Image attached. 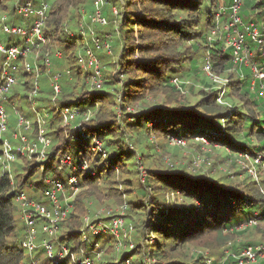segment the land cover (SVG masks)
I'll return each mask as SVG.
<instances>
[{
    "label": "trees",
    "instance_id": "obj_1",
    "mask_svg": "<svg viewBox=\"0 0 264 264\" xmlns=\"http://www.w3.org/2000/svg\"><path fill=\"white\" fill-rule=\"evenodd\" d=\"M48 1L51 4V8L48 12L46 32L51 37L55 38L60 45L59 32L60 27L62 26L61 15L66 11L67 6H72L73 0ZM139 1L144 5L145 14L142 15L141 11L138 10L131 12L125 11L123 16L124 21L120 26V29L123 31L127 20L138 22L137 24L143 28L139 33V37L143 41H135L134 36H126V34H124V39L121 40L122 55L120 61L122 65L129 64L128 62H125V60H127L131 64L136 65L137 68L139 66V71H141L143 75H138V77L134 78L127 77L123 79V84L119 85L115 78L113 79L110 77L111 75L104 76L103 73L105 78L101 90L96 89L95 91H92L89 98L81 100V98L77 96V90L84 89L86 87V79L90 80V78L89 74H84L81 67L79 68L78 66L76 72L71 70V75L64 74L61 77L60 82L62 89L57 95L56 104L53 102L54 94L52 89H46L42 86L38 99L40 100V106L48 109L52 115L49 123V131L53 136V143L50 147L48 160L37 162L35 158H24L26 161L22 163L24 166H22L20 171V173L24 175V178L18 182L17 186L13 183L14 176L11 177L7 173L0 176V264H25L26 262L24 249L22 248V242L24 239H22L20 244L17 240L18 227L14 212L17 211V206L18 208L20 207V205L17 204V199L20 193L25 192L22 190L23 187L31 183L30 180L34 178L35 173L42 168V165L46 169L43 172L44 177L45 173L53 168V163L56 161L58 163L60 158L66 152L75 155L82 152L83 157L89 161L93 157V154L97 155L100 153H93L92 151L93 138L97 137L99 140L102 139L101 141L107 155L106 159H101L98 166L95 168L97 173L92 174L91 169H88L86 172L80 170L75 172V174L78 175L81 184L84 183L85 185L88 184L90 186L94 184L98 185L100 182L102 184L104 181L115 177L116 174H121L124 165L127 164L125 160L135 157L137 154L135 147L134 149L128 148V151L123 147L109 149L111 147V142H114L113 136L116 134H120L121 136L127 135V138L129 136L128 127H124V124H122L124 118L119 121V115L117 113L115 114V107H118L117 110L123 113L128 109L127 107L129 103L131 104V102L136 100L142 101V105H140L142 108L139 111L132 113L135 119L132 122L126 120L127 125L131 126V128H138L140 125L146 127L148 123H153L154 125H152V127L153 130L156 131V134L162 132L164 134H162L164 139L172 148H183L184 145L170 143L169 137L171 135L186 137V142L193 144L194 146L196 145L197 148H200V146L205 144V142L200 141L199 138L206 137L207 141H210L212 145L215 143L225 145L228 148L225 149V152L228 153L229 157L231 155L238 156V154L245 152L250 153L253 156L262 155L261 152L264 151V99L259 95L258 91L251 90V72L248 69H243V71L246 72L245 79L237 80V82L231 81L229 85L231 83H239L241 85L238 88L242 89L246 95H249L250 98L251 95L255 96L254 99H251V102L253 106L258 109V113H260L259 116L245 114L239 106L233 104L221 106L218 103L219 90H213L211 93L206 94V96L196 104L184 103L179 97L173 101H166L165 103L150 102V94L162 90L164 85L172 89L174 92L176 91L181 94L182 98H186V93L184 94L172 82L175 77L183 80L181 78L183 75L176 73L179 71V68L176 66H170V68L166 69L162 67L164 63L171 61V56L169 55L162 56L159 54L152 56V58L141 57L133 61L126 57L128 52H141L150 56L153 52L165 50L166 48L173 46H175L176 50V42L174 41L172 43L171 40L182 42L193 38H200L201 42L193 43L192 48L195 52H197L199 48L206 51L203 55L204 63L207 58H210L213 64V69L218 75H221L222 72H225L231 67V69L236 68L235 71L237 73L239 66H236L233 62L230 51L224 50L222 42L220 40H214L213 38V31L221 21L215 17V20L214 18L212 19L211 17H208L212 9L213 0ZM231 1L232 0L226 2L229 5ZM4 2L5 0H0V7H5ZM131 5L133 6L134 4H132L130 0L128 7ZM244 5L245 9L243 10L242 7L241 15L246 21H264V0L258 2L244 0L243 6ZM124 8L125 7H121L119 15L115 19L122 16V10L124 11ZM215 8H218V4ZM259 8L262 11H255L256 16L249 17V15L253 13V10ZM175 11H183V14L181 15ZM129 14H133L135 18H131ZM178 15L183 17L179 18ZM107 18L109 19V24H111L112 20L108 16ZM222 20L225 21L226 19ZM191 29H194V31L192 32ZM152 34L159 35V40L151 39L150 37L153 36ZM93 35H97L96 32L91 36L93 37ZM75 38L73 44L70 46L67 44L65 50L73 52V48L76 46ZM251 43L253 47H257L253 41H251ZM180 53L186 57V61H190V71L196 72L199 70L200 64L198 58L193 59L188 50H183ZM64 54L65 56L63 57L65 60L68 59L66 55L67 53ZM84 55L85 53H83V56L79 55L77 57L81 58L84 57ZM74 56L75 59H77L76 54L73 55V57ZM65 60L62 58H54L55 70L57 69L56 71H61L59 70V67L63 65V61ZM195 61L197 62V66L194 64ZM70 62L75 64L76 61ZM79 65L82 66V63L80 62ZM73 67L74 66H72V68ZM202 73L210 82H213L216 86L218 85L216 82L212 81L204 71H202ZM230 77H232V74ZM90 83H92L91 86H93L91 80ZM20 88L21 86L17 87V93H19V96L21 97H26V95H21L19 91ZM23 88L29 91L28 87L24 86ZM188 90L189 89H187V92ZM44 93H49L50 96L46 97L44 96ZM73 96H76V99H66ZM107 99H109L110 102H105ZM87 101L88 103H86ZM73 103H83L88 104L89 106H94L95 104L98 105V108H100V110L102 108L104 111H97L99 115L96 114V116H102L103 114L105 121L90 124V122L95 121V118H91L88 121L81 118V125L75 126V128L71 130V133H69L67 125L64 126L62 124L63 122L55 105L62 107L66 104ZM107 103L108 105L106 107L105 104ZM215 106H218L219 108H215ZM92 108L94 110L96 109V107ZM108 108L111 110L110 113L108 112ZM201 108H203V110H201ZM250 111L253 112L255 110L252 109ZM113 114H115V120L112 119ZM78 119L80 118H77L73 123ZM241 128H243V131H241ZM251 131L255 132L256 135L260 137L258 144L252 145L250 138L252 134ZM69 134H72L70 140L63 142L62 144L63 137ZM240 134L242 137H240ZM120 141L122 143L126 142L124 138H120ZM120 141L119 144L122 146ZM144 141V143H146L145 145H147V149L144 150L143 155L149 156L148 145L150 144L147 142L146 138ZM71 142H75L76 151L72 150ZM176 153L177 152H174V154ZM262 158L264 161L263 155ZM146 160L148 161V157ZM139 161L136 159L135 164ZM161 165L162 164L159 162L153 164L152 167L143 166L146 170V177L144 181L141 179L142 185H145L141 194L144 197H147L148 194L146 191H148V187H151V199H140L137 202L130 200L124 203L128 206L127 210H133L136 212L139 210L140 212L138 213L143 214L144 218L139 222L132 217V219L136 221H134L136 224L134 226L135 228L137 226L136 238L138 242L135 249L130 252H124V255L121 256L122 260L132 254H143V257H148L150 260H156L152 264H158L159 262L157 258L161 255V257L166 260L163 264H185L172 257V254L176 249L175 246H178L181 243L195 242L206 232L211 230H218L219 233L222 234V228H227L228 230L234 229L241 223L248 222L251 218H255L258 221V224L264 226V192H262L261 186L258 182L252 179L250 175L249 176L252 180L247 185V188L249 187L250 191L248 190V192H245L240 189L239 186H226L222 183L200 179V176L198 175L189 174L186 170L187 167H184L178 162L168 164L165 167H162ZM258 167L263 171L261 165H258ZM244 170L247 171L246 169ZM54 171L56 174V170ZM14 174L15 173H13V175ZM263 174V172L260 173V175ZM18 175L19 174L16 173V176ZM41 182L43 183V181ZM127 182H130V180H127ZM39 183L40 182H38V184ZM171 193L181 195L185 200V205L175 206L173 201L170 203L167 201V203H165L162 198ZM188 198L192 201V203H190L191 206L186 204V202L188 203ZM37 200L43 201L42 199ZM81 201L82 200H79L78 197L74 202L76 212L73 209V211L70 212L67 218L61 223L62 227L65 221L69 222V224L67 223L68 231L62 236V239H68L74 242V244H76L78 238H81L80 228L82 223L81 221L79 223L82 215ZM258 224H255V226ZM21 230L25 237V226L24 230ZM146 230L153 234V243L150 244V250L147 249L146 246H143L142 236ZM99 237L92 236L95 240L99 239ZM82 245H84V242L81 238L80 241H78V244L73 246L72 249L77 250ZM109 245V247H111V244ZM249 245H256V243L249 242L245 247ZM240 254L241 253L239 252L229 254L222 264H239L237 256ZM135 261V264H147L141 259H138V261L136 259ZM101 264L114 263L102 262ZM213 264L218 263L213 262ZM259 264H264V259H262Z\"/></svg>",
    "mask_w": 264,
    "mask_h": 264
},
{
    "label": "rangeland",
    "instance_id": "obj_2",
    "mask_svg": "<svg viewBox=\"0 0 264 264\" xmlns=\"http://www.w3.org/2000/svg\"><path fill=\"white\" fill-rule=\"evenodd\" d=\"M36 1H41V0H36ZM51 1V0H50ZM95 0H73L72 1V6H67V9L64 13L61 15V20H62V26L60 27V45H58V48L61 49L64 53H67L68 59L63 61V65L59 67V70L65 71V70H73V72H76V70L81 67L82 71L84 74H89L90 80L93 82V78H91L90 73L91 70L89 68H84L80 63V58L77 57L79 55L83 56V53H85V48L87 47V43L89 42V45H91L93 37L91 34L87 32L85 35L81 34V27L80 23L85 19L87 23H90L89 21V15L93 13L95 5H94ZM226 1L229 0H213L212 4V9L211 12L209 13L208 17H211L212 19L215 17L218 19V14L222 13L223 8L228 7V3ZM254 2L262 1V0H253ZM17 0H5L4 6L5 7H0V19L2 15L7 14L10 17V22L16 23V24H21L24 20L22 16H20L16 11H15V6H16ZM130 0H106L105 8H104V13L106 16H108L112 22L106 27L100 26V25H95L93 26V32L97 34V36H101L104 39L109 38L111 40L112 44V51L109 53L106 49L99 50L94 47V50L97 54V56L101 60L102 64V73H104V76L111 75L113 79L115 78L116 81H118L119 85L123 84V79L127 77H138L143 75L141 71H139V66L137 68L136 65L131 64L129 61L125 60V62H128L129 64L122 65L121 63V50H122V42L121 40L124 39V34L134 36L135 41L142 42L141 38L139 37L140 30H143L138 22H134L133 20H127L126 24L124 25V29H120V26L123 24L124 21V12L128 11H141V14L144 15V5L141 1L139 0H131L133 6L131 5L128 7V3ZM218 4V8H215L216 5ZM117 6L118 10H121V7H125L124 11L122 10L123 14L119 18L115 19L117 16H114L112 14V7ZM245 9V5L243 6V10ZM255 11H262L260 8L253 10V13L249 15V17H255ZM180 13L181 15L183 14V11H175ZM181 15H178L179 18L183 17ZM131 18H135L133 14H129ZM259 17V16H258ZM214 18V20H215ZM258 19V18H256ZM260 19V17H259ZM258 19V20H259ZM204 21V19H203ZM220 25L222 26L224 24V21L221 20ZM193 32L194 29H191ZM206 32V31H205ZM150 38L153 40H159V35L152 34ZM4 37L6 38V43H10V39L12 35L5 34L2 31V22L0 20V38ZM76 37V38H75ZM74 38L76 40V46L73 48V52L65 50L67 44L70 46L74 42ZM214 40H220L222 42V45L225 47V34H222V30L218 32L217 35L213 36ZM14 39H17V37H14ZM178 39V37H177ZM147 41V40H146ZM176 42V50L175 46L166 48L165 50H160L153 52L150 54V56H147L141 52H128L126 54L127 59H131L132 61L135 59H139L141 57H150L155 55L161 54L162 56L169 55L171 56V61L166 62L162 65L163 68H170V66H176L179 68V71L176 73H179L183 75L181 78L185 81L188 82L185 85V89H189L188 92L186 93V98H182L181 94L177 93L176 91L174 92L172 89L169 87H166L164 85L162 87V90H159L155 93L150 94V102H156V103H165L166 101L169 100H174L179 97L180 100H182L184 103H190V104H196L198 101L202 100L206 94L211 93L213 90H219L220 95H222V100L223 103L219 102L218 103L221 106H227L229 104H233L236 106H239L245 114H254L256 116H259L260 113H258V109H256L252 102L251 99H254L255 96L251 95V98L249 95H246L244 91L240 88H238L241 84L237 83H229L231 81L237 82V80L240 79H245L246 74L242 77L238 73H236L235 70L229 68L225 72H222L220 75L222 78L221 83H217L218 85L216 86L213 82H210L207 77L202 73V68L204 66V59L203 55L206 53V51L199 50L195 52V50L192 48L193 43H199L201 42L200 38H193L185 41H176V40H171V42ZM221 46V45H219ZM223 47V49H224ZM183 50H188L190 51V54L192 55V58H198L199 61V70L194 72L190 71V61H186V57L182 53H180ZM76 54L77 59H75V56L73 55ZM177 55V56H176ZM65 56V54H63ZM70 61H76L75 64L71 63ZM123 62V61H122ZM74 64V65H73ZM135 64V63H134ZM195 66H197V62H194ZM182 65V66H181ZM72 66H74L72 68ZM132 68V70H131ZM236 69V68H235ZM57 70V69H56ZM202 70V71H201ZM168 73V72H167ZM65 74V72H64ZM175 74V73H174ZM232 74V77L230 75ZM103 76V82H104V77ZM230 77V78H229ZM41 83L44 88H51L50 86V81L46 77L45 73L43 72L41 75ZM75 80V78H74ZM89 79H86V87L84 89H78L77 90V96L81 98V100L87 99L90 97L92 94V91H95L96 89L100 88H94V86H91L92 83H90ZM68 84V83H67ZM214 85V87H213ZM67 86V85H66ZM24 86L21 85L20 88V93L21 95H27L29 91L27 89L23 88ZM44 96L49 97V93H44ZM52 97V95H51ZM26 97H21L19 96L18 99L16 100V106L18 107L19 110L22 112H25L27 114L31 113V107L29 103L24 99ZM68 100L70 99H76V96H73L71 98H66ZM113 99V98H112ZM263 100V99H262ZM105 102H110L109 99ZM88 103V101L86 102ZM74 104V103H73ZM97 104V102H96ZM94 106H89L88 104H75L78 107H87L89 111L86 114V117L90 120L91 118H95L94 122H90V124H96L99 121H105V117L103 116H96V114L99 115L97 111L103 112L104 110L101 108H98V105ZM69 105V104H66ZM108 103L105 104L107 107ZM142 101L136 100L134 102H131V104H128V109L124 111L123 113L119 110H117L118 107H115V114L117 113L119 121L124 118V121L122 124H124V127H128L129 130V136L127 138V135L121 136L115 135L113 136L114 142H111V147L109 148L110 150L112 148H119L123 147L125 150L128 151V148H133L135 147L137 154L135 157L129 160H125L127 163L124 165L122 173L116 174L115 177L110 178L106 181H104L102 184L101 182L96 185H85L84 183L81 184L80 190L77 192L76 196L72 198L73 201V206L71 205L70 212L74 211L76 212V208H74V202L77 200L79 197V200L81 201V210H82V215L79 220V223L81 221V228L80 230L82 231L83 229H87L85 219L88 218L89 221L93 224H100V223H109V215H114L118 214L122 211V205L126 203L127 201L133 200L137 202L140 199H145V200H150L152 197V189L151 187H148V191L146 193L148 194L147 197H144L141 192L144 189L145 185H142V178H141V173L139 171V166H146V167H152L153 164H157L160 162L162 164V167L167 166L168 164L178 162L181 163L184 167H187L186 170L189 174L193 175H198L200 176V179H203L205 181H211V182H217V183H222L223 185L226 186H234L238 187L245 192L250 191L249 187L247 188V185L251 182L253 178L256 179L255 176L251 175L252 179L250 178V173L247 170V167H249L250 163L248 162H242V157H240V154L238 156L236 155H231L229 157L228 153L225 152V149H228L225 145L223 144H218L215 143L212 145L210 141L205 142L204 145L200 146V148H197L196 145L194 146L193 144H189L186 142V137L182 136H176V135H171L172 137L175 138V142L178 144L184 145L183 148H172L170 147L167 143V141L163 137V133L159 132L156 134V131L153 130L152 125L153 123H148L146 127L144 126H138V128H131V126H128L126 123L127 121H133L135 118L133 117L132 113H135L139 111L142 106ZM92 107H96L94 110ZM215 108H219L218 106H215ZM254 109L255 111H250ZM8 113L10 114V117L8 118V123H9V132L5 134V137H10L11 136V130H13L17 120H18V114L14 109L9 107ZM203 110V108H201ZM200 110V111H201ZM108 112L110 113L111 110L108 108ZM119 112V113H118ZM202 112V111H201ZM115 114H113L112 119L115 120ZM120 117V118H119ZM85 119L88 121V119ZM121 119V120H120ZM92 121V120H91ZM81 118L78 119L76 122L71 123V125H67L68 127V132L71 133V130L75 128V126H80L81 125ZM78 128V127H77ZM241 131H243V128H241ZM252 132V131H251ZM163 134V135H162ZM64 135V132H63ZM62 135V136H63ZM158 135V136H157ZM70 136L72 134L66 135L63 137V141L61 142H67L70 140ZM150 137V138H149ZM240 137L242 135L240 134ZM120 138H124L126 142L122 143L120 141ZM147 139V142H149V156L143 155L144 150L147 149L146 143H144V139ZM149 138V139H148ZM251 141L252 145L258 144L260 137L256 135L255 132H252L251 134ZM65 139V140H64ZM98 138L95 137L92 140V145L93 142H95ZM102 139H100L101 141ZM122 144V146L119 144ZM143 141V142H142ZM185 141V142H183ZM203 141V140H200ZM106 142V141H105ZM197 144V143H196ZM187 145V146H186ZM71 148L73 151H76V144L75 142H71ZM177 152L174 154L173 152ZM145 154V153H144ZM261 154L264 156V151L261 152ZM99 155V156H98ZM106 151L103 150V152L94 155L91 158V160L88 161V163L83 164V168H81L83 172H86L88 169L92 170V174H96L97 172L95 171L96 167L99 164V161L101 159H106ZM148 157V161L146 158ZM140 159L137 164H135V160ZM88 160V159H87ZM26 159L23 157L20 158L12 167V172L15 173L14 176V181L13 183L18 184L19 181H21L24 178V175L20 173L23 162H25ZM35 161V160H34ZM37 161V160H36ZM54 164H57V161L54 162ZM251 166V165H250ZM100 168V166H99ZM246 169L247 171H245ZM43 169L40 168L35 175L34 178L30 180L31 183L23 187L22 190H24L25 194L27 196H30L35 199H42L47 205H50L49 200L44 196L42 193V180H43ZM262 170L257 168V175H259ZM16 173L19 174L16 176ZM55 174V171L53 168L48 170L45 173V176L48 177H53ZM78 176V175H77ZM56 177L60 178L63 182H67L68 178V170L65 171H59L56 170ZM127 180H130V182H127ZM38 182H40L38 184ZM261 185L264 187V174L261 175ZM37 186V187H36ZM120 193V194H119ZM72 194V191L67 192V196ZM80 195V196H79ZM121 195V196H120ZM164 202L167 203L168 201V195L163 197ZM171 199V197H170ZM62 202L64 203L65 197H61ZM124 200V201H123ZM172 200V199H171ZM188 203L186 204L190 205L192 203L191 199L188 198ZM173 204L175 206L178 205H185V200L184 198L177 194L175 200H172ZM17 204L19 205V202L17 201ZM191 206V205H190ZM109 211H112L109 214ZM138 212H140L138 210ZM133 210H126L124 217L128 222L135 224V220L132 219L134 217L136 220L141 222L144 218V215L141 213H138ZM15 218L17 220V240L19 241L18 243L20 244L22 239H24V235L21 229L24 230V222L22 221L21 218V209L20 207L18 208L17 206V211L14 212ZM69 215V214H68ZM135 221V222H134ZM63 222V221H62ZM61 222V223H62ZM60 223V234L59 238L55 239V243H58L59 241H63V244L67 246H76L78 244V241H80L81 238H78L76 240V244L74 242L68 240V239H62V236L68 231V226L67 223L69 222H64V225L61 227ZM255 224V223H254ZM258 224V223H257ZM138 225V224H137ZM249 227L246 226V223L243 222L234 229H227V228H222V234L219 233L218 230H211L206 232L200 239L196 240L195 242H190V243H181L178 246H175V251L172 254V257L175 258V260H179L182 263L185 264H206L208 260H211V264L213 262H216L218 264H222L227 256L229 254H233L234 252H239L241 253L244 250V247L246 246L247 243L252 242L256 243V245L264 244V226L262 224L258 225H248ZM137 228V226H136ZM80 231V232H81ZM136 230L133 233V239L135 243L138 242L136 238ZM149 231L146 230L142 236L143 240V246H146L147 249L150 250L151 246L150 244L153 243V234L148 233ZM42 234H39V239L37 241V244H41V239H42ZM98 241L101 245V249L104 251L102 253L100 261L97 262V264H100L103 262H108V263H114L119 262L120 257L124 255V250H119L116 246L115 240L110 236V235H104L101 238L95 240ZM111 244V247H109ZM95 245V243L93 244ZM96 248V247H95ZM97 249V248H96ZM88 250H93V247L89 244ZM98 250V249H97ZM159 253V251H158ZM133 257V262L137 259H141L146 263H154L156 260H150L148 257H143V254H132ZM200 256V257H199ZM25 261L28 260L27 256H25ZM80 257V252L76 251L75 257H72L71 254L63 256L61 258L60 262L63 260L62 264H73L74 260L78 259ZM36 260L38 261V264H51L48 263L46 254L44 253L42 247H39L36 253ZM158 262L160 264H163L166 260L161 257V255L158 256L157 258ZM262 259H260L256 263H248V264H259V262ZM136 262V261H135ZM158 263V264H159Z\"/></svg>",
    "mask_w": 264,
    "mask_h": 264
},
{
    "label": "built area",
    "instance_id": "obj_3",
    "mask_svg": "<svg viewBox=\"0 0 264 264\" xmlns=\"http://www.w3.org/2000/svg\"><path fill=\"white\" fill-rule=\"evenodd\" d=\"M244 0H232L228 7L223 8L222 13L218 14V19L225 18L224 24L220 23L214 29V35L222 30L225 34L224 50H230L232 60L235 65L247 67L250 69L252 79L250 83L251 90L258 91L259 95L264 98V21H246L241 15V9ZM106 0H95L94 11L89 15L90 23L85 19L81 21V34L88 32L92 35L93 26L109 25V19L105 16ZM51 4L48 0H17L15 11L24 18L21 24L10 22L7 14L2 15V31L5 34L12 35L10 43H6V38H0V176L9 174L13 176L12 167L20 160L21 157L28 159H36L37 162L48 160L50 147L53 143V136L49 131V123L51 113L48 109L40 106L38 95L42 89L41 75L44 72L53 92V102L56 104L57 95L61 92V77L71 75V70L64 72L55 70L54 58H63L64 52L58 48V42L46 32V24L48 12ZM115 16L119 15L117 6L112 7ZM17 37V39H14ZM251 41L257 47H253ZM85 48L84 57L80 58L82 67L91 70V78H93L94 87H102L103 73L100 58L97 56L94 47L99 50L106 49L109 53L112 51V44L109 38L93 35L91 45L89 42ZM256 48V50H255ZM203 71L214 82L221 83L222 78L216 74L210 58H207ZM244 76L243 74L241 75ZM184 94L187 93L185 82L177 77L172 80ZM26 86L29 93L26 95V101L31 107V113L22 112L16 106V100L19 97L17 93L18 86ZM222 95H218V101L223 103ZM59 112L62 124L64 126L73 123L77 118L85 120L89 111L87 107H78L75 104L64 105L62 107L55 105ZM11 107L18 114V120L11 130V136L5 137L9 132L8 108ZM88 119V118H87ZM89 120V119H88ZM79 126V125H78ZM176 137H169L170 143L175 142ZM203 142H207L206 137L199 138ZM185 142V141H183ZM182 145V144H178ZM105 151L102 141L97 139L93 142V153H101ZM242 162H249L247 167L250 175L258 180L257 168L262 166L264 171V161L262 155L253 156L250 153H241ZM88 160L83 157L82 152L75 155L66 152L60 158L57 164L53 163L54 170H68L67 182H63L60 178L44 176L43 177V194L49 200L50 205L44 201L27 196L24 192L18 196V202L21 209V218L25 226V237L22 242L24 254L28 260L25 264H38L36 253L39 247H42L46 254L48 263L62 264L60 262L63 256L71 254L75 257L76 251L80 252V257L74 260L73 264H97L100 261L102 253L101 245L92 236L102 237L110 235L116 242L119 250L132 251L136 248L137 243L133 239L135 226L126 220L124 214L128 209L126 204L122 205V211L118 214L109 215V223L93 224L88 218L85 219L87 229L80 232L84 245L77 250H73L72 246L63 244V241L55 243V239L59 238L60 223L65 220L69 214L70 206H73L72 198L75 197L80 190L81 183L76 171H81L83 164ZM43 171L46 170L42 165ZM141 178L144 181L146 170L141 165ZM258 184L260 182L258 181ZM262 192L264 188L261 187ZM72 194L67 196V192ZM177 194H168L169 203L175 200ZM64 196V203L61 197ZM171 197V199H170ZM112 211H109V214ZM257 220L251 218L246 225H253ZM39 234H42L41 244L38 245ZM95 243V245H93ZM89 244L93 250H88ZM98 249H96V248ZM239 264L256 263L260 259H264V244L249 245L244 248L240 255L237 256ZM116 264H135L133 257L128 256ZM152 264V263H147ZM206 264H211L208 260Z\"/></svg>",
    "mask_w": 264,
    "mask_h": 264
},
{
    "label": "clouds",
    "instance_id": "obj_4",
    "mask_svg": "<svg viewBox=\"0 0 264 264\" xmlns=\"http://www.w3.org/2000/svg\"><path fill=\"white\" fill-rule=\"evenodd\" d=\"M232 2V1H231ZM231 4V3H230ZM229 4V5H230ZM243 4H244V2H243ZM228 5V6H229ZM243 7V6H242ZM242 10V9H241ZM106 16V15H105ZM107 17V16H106ZM222 19H224L225 20V18H222ZM221 19V20H222ZM230 51V50H229ZM236 66H238V65H236ZM243 69H248L249 71H250V69L249 68H247V67H241V66H239V69H238V71H237V73L239 74V75H245L246 74V72H244L243 71ZM233 70H236L235 68L233 69ZM251 72V71H250ZM251 79H252V74H251V77H250V82H251ZM251 88V87H250ZM264 99V98H263ZM263 173H264V171H263ZM251 176V175H250ZM254 180H256L257 182L259 181L260 182V184H261V175L259 174L258 175V180L257 179H255V178H253ZM262 188H264L263 186H261ZM18 201V200H17ZM255 219V218H254ZM245 223H247V222H245ZM257 223H258V221H257ZM256 223V224H257ZM253 225H255V224H253ZM246 226H248V225H246Z\"/></svg>",
    "mask_w": 264,
    "mask_h": 264
}]
</instances>
